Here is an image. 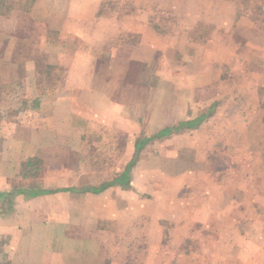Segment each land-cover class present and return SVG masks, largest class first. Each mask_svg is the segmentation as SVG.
I'll use <instances>...</instances> for the list:
<instances>
[{"label": "crops", "instance_id": "0c3cea01", "mask_svg": "<svg viewBox=\"0 0 264 264\" xmlns=\"http://www.w3.org/2000/svg\"><path fill=\"white\" fill-rule=\"evenodd\" d=\"M63 2L62 26L44 39L59 77L28 82L40 109L0 124V264H71L75 247L89 254L73 264H264V227L244 221L264 211L226 196L218 171L225 137L242 135L221 126L239 101L225 95L223 64L249 54L236 5ZM162 4L186 13L180 29L158 26Z\"/></svg>", "mask_w": 264, "mask_h": 264}, {"label": "rangeland", "instance_id": "374dc122", "mask_svg": "<svg viewBox=\"0 0 264 264\" xmlns=\"http://www.w3.org/2000/svg\"><path fill=\"white\" fill-rule=\"evenodd\" d=\"M163 1L160 0V3ZM227 1L236 5V13L240 12L243 17L240 20L247 22L241 23L242 29L238 34H241L240 38L249 42L248 46L242 43V49L248 48L249 54L241 59H233L229 65L223 64L225 66L222 78H229L231 81V84L225 88V95L226 97H229V94L238 95L239 101L226 104L221 113L223 118L221 126L227 131L239 130L242 135L234 136L233 139L229 136L225 137L226 150L223 151L224 156L220 158L223 162L218 171L223 174L221 180L226 184V189L229 182L233 185L232 192L225 190L226 196L230 194L234 196V201L241 207L247 205L251 208L249 204L251 203L253 209L250 211H264V0ZM17 3L16 14L0 17V124L3 122L7 124L9 121L20 122L19 114L26 111V106L36 108V97L40 89L36 84L31 87L28 82L40 81L41 78L46 80L49 76L56 79L60 75L59 72L48 73L46 70V65L51 60H56L57 50L44 39L47 33L53 31V28L62 26L58 16L63 14V0H18ZM163 5L155 14V17L160 19L158 26L162 27V30H168L174 23L180 29V26H183L180 24L181 17L186 18V13L178 6L176 10H173L172 7ZM129 10L132 13L135 12L134 7L130 6ZM200 31L195 34L197 38L200 36ZM236 31L237 29H233L232 36ZM48 35L51 38V34ZM199 57L200 55L197 59ZM187 60L190 61L189 57ZM228 66H231L234 72L230 71ZM183 72V69L180 70L178 75ZM174 74L177 75V73ZM230 74L233 75L230 76ZM39 109L40 106L35 110ZM31 122L37 126L36 124L40 125L41 120ZM231 140L233 147L228 151ZM239 142L241 145L237 146ZM246 159L256 160L261 165L256 168L252 165L253 167L249 168L244 166V162L239 164ZM232 160L236 164H231ZM230 173H232L231 176ZM241 178L249 181L247 192L236 188ZM246 195L247 197H244ZM247 220L259 224L257 229L264 227V214L245 216L246 223ZM257 236L264 241L263 231L259 230ZM74 249L77 251L71 253L72 256H68L71 264L89 254L86 249L77 247ZM196 250L200 255L206 252L202 247ZM51 251L50 249L49 252ZM165 252L167 253L168 249Z\"/></svg>", "mask_w": 264, "mask_h": 264}, {"label": "trees", "instance_id": "16d2710c", "mask_svg": "<svg viewBox=\"0 0 264 264\" xmlns=\"http://www.w3.org/2000/svg\"><path fill=\"white\" fill-rule=\"evenodd\" d=\"M18 7V3L11 0H0V17H8ZM110 184H102L94 189L89 188L94 192H100L107 188ZM88 189V190H89Z\"/></svg>", "mask_w": 264, "mask_h": 264}]
</instances>
